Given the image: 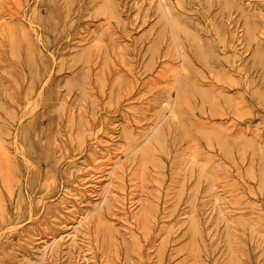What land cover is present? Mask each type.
Instances as JSON below:
<instances>
[{"label": "rangeland", "instance_id": "rangeland-1", "mask_svg": "<svg viewBox=\"0 0 264 264\" xmlns=\"http://www.w3.org/2000/svg\"><path fill=\"white\" fill-rule=\"evenodd\" d=\"M166 2L0 0V264H264V0Z\"/></svg>", "mask_w": 264, "mask_h": 264}, {"label": "bare ground", "instance_id": "bare-ground-1", "mask_svg": "<svg viewBox=\"0 0 264 264\" xmlns=\"http://www.w3.org/2000/svg\"><path fill=\"white\" fill-rule=\"evenodd\" d=\"M49 1H52V0H49ZM152 1H157V9H158L159 14L161 16L162 24L165 27H166V25H168L171 28V31L174 34V37H175L176 41L178 42V44H179L178 38H180V37H185V38H190V39H193L195 37V35H194L195 33L194 34L191 33L190 30L186 27V25H184L178 17H175L174 15H172L171 9L168 7L166 0H152ZM228 3L229 2L226 1V4H228ZM101 11L106 12L107 11V8L105 6H103L101 8ZM51 16H52V14L50 13L48 16L45 17V19H44V23L45 24H50V25L52 24V22H51V19H52ZM52 21H53V19H52ZM251 29L253 31V28L250 25L247 24V32H248V34L251 32ZM179 46H180V44H179ZM201 50H202L201 48L199 50H197V53L200 54L202 52ZM254 56H255V58L258 61H260L262 63L264 62V55H262L259 50H256L255 51ZM180 65L182 66V64H180ZM177 73H178L177 74V77H176L177 79H175L176 82L174 83L175 84V87H176V92H177L176 95L180 96V95H182L184 93L185 94L188 93V94L192 95V97H194L195 99L196 98H199L202 101L208 99L209 92L207 91L206 88L193 85V84H191L193 82L190 83L189 81H187L184 78V76L181 74L182 73L181 72V69L180 70L178 69V72ZM186 96H188V95H186ZM225 98H227V97H225ZM178 106H179L178 105V102H176L175 99L174 100H171L170 103H169V105L167 106V110L163 113L162 118L166 117V115L167 116L169 115L170 117H175L176 115H178L177 114L178 113ZM159 112H161V111H159ZM159 112H158V115H159ZM155 126H157V125H155ZM156 128L157 127L154 128V131L156 133V136H151L150 135L151 132L148 133V134H146L144 136V138L142 140H140V142H138L136 144V148L137 147L139 148L141 146L142 142L145 139L147 140V144H151L152 141H153L152 139H154V138H155V141L157 140L159 142V145L160 146H163V142H164V137L165 136H162V133L163 132L158 131V129H156ZM168 131H169V129H168ZM187 131H188V129H187ZM199 133L203 134L202 132H199ZM22 136H23L22 137V140L25 143V149L28 152L33 151V147L34 146L32 145L31 140H29L30 139V135H29V128H28V126L24 128V130L22 132ZM216 139H219V138H216ZM142 148H143V146H142ZM139 150H141V149L139 148ZM134 152H136V150ZM117 161L118 160H115L112 163V165L110 164L111 166L109 167L108 174H107L106 178L103 179L102 192H101L102 195H101L99 201L95 204L94 208H98L99 206L101 207L104 204L105 205H111V204H109V201L111 199V194L114 191V182H115L114 172H115V164H116ZM190 169H191V171H197V174H198V178L199 179H208V175L206 173L204 174V172L200 168L196 169V167L193 164L190 166ZM91 211L92 210L88 211L87 213L80 214L79 217H78V219L73 223V225L71 227L63 230L61 233H59L57 235H54L50 241H47L42 246L41 253H40V257H39L38 260L43 259L48 252H52L58 245L62 244L63 241H65V240H71L73 243H75L77 241V231L80 230V228L84 225L83 222H84L87 214H89ZM97 215H99L98 212H97ZM79 233H81V231ZM80 236H82V235H80ZM80 239H82V237ZM73 249H75V247ZM263 254H264V252H263ZM85 264H89V262H86Z\"/></svg>", "mask_w": 264, "mask_h": 264}]
</instances>
